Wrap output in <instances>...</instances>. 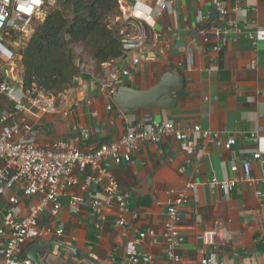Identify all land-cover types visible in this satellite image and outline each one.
<instances>
[{
    "label": "crops",
    "instance_id": "crops-1",
    "mask_svg": "<svg viewBox=\"0 0 264 264\" xmlns=\"http://www.w3.org/2000/svg\"><path fill=\"white\" fill-rule=\"evenodd\" d=\"M118 1L122 13L133 3V0ZM141 2L154 14L155 0ZM235 15L242 26L253 31L256 45H251L242 33L236 42L224 41L213 52L214 41L204 44L195 32L216 20L210 1L178 0L172 12L164 11L147 20L148 38L139 53L138 64L132 65V56L125 54L99 66L91 60L80 65L75 84L63 93L68 103L63 106L57 102L60 108L70 109L67 116L33 109L19 112L4 122L0 120V130L14 121L27 125L17 135H32L42 146L58 139L71 141L82 149L99 146L118 140L134 122L147 123L152 118L173 120L181 126L198 123L202 129L218 131L224 138L236 140L226 150L217 148L208 138L194 140L189 135L176 140L166 136L153 145L141 144L124 165L105 159L102 165L129 193L124 223L115 224L118 210L112 208L107 211L101 230L94 228L89 195L98 192L100 185L81 193L85 200L77 210L69 209L67 197H62L59 213L55 217L48 211L41 213L37 226L29 231L19 252L20 264H34L27 255L36 245L35 258L39 264H126L130 255H150L157 264H169L162 237L168 191L177 192L189 182H194L196 189L189 192L181 208L184 216L178 226L184 240L177 250L180 261L175 264H200L202 258L209 257H213L215 264H264L261 179L264 158L263 163L253 158L257 148L264 154V0H242ZM126 28L135 32L136 22H127ZM189 52L193 55L187 67ZM251 61L255 62L254 69L248 66ZM123 68H128L129 74L121 77V85L136 90L150 89L164 77L166 87L173 89L172 106L125 113L114 95L106 97L100 84L115 69ZM21 70V66L16 70L12 65L0 67L11 82H20ZM109 103L111 108L107 110ZM11 110V101L0 95V118ZM80 128L89 130L88 139H76ZM251 134L261 138L258 143L250 138ZM243 159L251 162L254 182L239 180L228 196L219 189L208 188L213 175L218 179L232 178L235 174L229 169L230 163ZM10 195L18 196L21 213H26L28 205L37 201L35 197L21 195L19 188L8 190L1 200L0 222ZM46 226L51 231L40 234ZM58 227L63 229L61 235L54 232ZM149 229L155 235L147 236L140 246H135L138 232ZM6 239V234L0 235V264H4L1 250Z\"/></svg>",
    "mask_w": 264,
    "mask_h": 264
},
{
    "label": "built area",
    "instance_id": "built-area-1",
    "mask_svg": "<svg viewBox=\"0 0 264 264\" xmlns=\"http://www.w3.org/2000/svg\"><path fill=\"white\" fill-rule=\"evenodd\" d=\"M176 1L178 0H155L156 10L154 14H150V10L141 0H133L128 9L121 12L120 19L123 26L120 29V44L124 55L132 56V65L139 63V53L143 50L148 38L147 20L159 17L164 11L172 12ZM209 1L215 12L216 20L195 30L204 44L213 40L211 50L217 52L220 43L236 42L239 36L245 33L251 45H256L253 31L242 26L235 15L240 10L242 0ZM55 4L56 0H40L39 4L33 3L32 0H0V67L5 69L7 65L15 67V60L20 58L18 52L21 43L31 31L26 27L34 20L41 19ZM21 6L26 10L22 11ZM140 6L144 8L140 9ZM132 20L136 22L135 32H130L126 28L127 22ZM14 35L15 38H13ZM192 55V52H189L186 58L187 67L191 65ZM248 66L254 69L255 62L251 61ZM3 72L0 71V95L11 101L12 110L4 112L0 118L1 121L4 122L24 110L33 109L39 112L61 113L63 116L69 114L70 109L67 106L60 108L57 104L58 100L63 106L68 103L64 92L54 97L36 87L24 90L19 81H9ZM128 74V68L115 69L107 79L101 81L100 84L105 88L106 97L110 99L114 95L117 87L122 83L121 77ZM110 108L109 103L106 109ZM22 128L26 129L27 125H20L14 121L0 130V160L3 162L0 167V204L8 190L18 188L21 189V195L26 198L35 197L37 201L28 205L26 213H21L18 196H7V206L4 208L0 222V235L6 234L7 236L1 250L4 264H20V249L26 242L29 231L37 226L41 213L48 211L51 216L55 217L61 209L62 197H67L69 209L77 210L79 204L85 200L81 193L89 192L93 186H101L98 192L89 195L94 228L101 230L107 211L112 208L118 210L115 224L121 226L124 223L123 215L129 211V193L122 190L118 180L108 168L102 165L105 159H111L116 165H124L131 160L133 152L141 144L153 145L166 136H173L176 140L185 139L189 135H192L194 140L199 137L208 138L217 148L226 150L236 142L234 138H224L218 131L202 129L198 123L181 126L173 120L160 121L156 118H152L147 123L134 122L116 141L83 149L75 146L71 141L61 139L55 140L49 146L39 145L32 135L18 136ZM77 134V140L89 138V130L86 128H80ZM250 138L256 143L261 139L255 134H251ZM262 153L257 148L253 158L263 163ZM229 169L235 174L232 178L218 179L213 175L208 188L219 189L228 196L239 180L249 184L254 182L249 159H243L239 163L231 162ZM238 172L240 174L236 175ZM261 179L264 181V170ZM195 189L196 184L189 182L177 192L168 191L170 197L165 212L162 237L164 255L169 264L180 261L177 250L184 236L178 222L184 216L181 208L187 202L189 192H195ZM50 231L51 229L46 226L39 233L46 234ZM54 232L61 235L63 229L58 227ZM154 235L153 229L139 231L134 238V245L140 246L144 238ZM126 264L157 263L150 255L144 257L130 255ZM200 264H215V261L213 257L202 258Z\"/></svg>",
    "mask_w": 264,
    "mask_h": 264
},
{
    "label": "trees",
    "instance_id": "trees-1",
    "mask_svg": "<svg viewBox=\"0 0 264 264\" xmlns=\"http://www.w3.org/2000/svg\"><path fill=\"white\" fill-rule=\"evenodd\" d=\"M120 16L118 0H56L21 43L20 86L57 97L75 84L82 63L99 66L123 56Z\"/></svg>",
    "mask_w": 264,
    "mask_h": 264
},
{
    "label": "water",
    "instance_id": "water-1",
    "mask_svg": "<svg viewBox=\"0 0 264 264\" xmlns=\"http://www.w3.org/2000/svg\"><path fill=\"white\" fill-rule=\"evenodd\" d=\"M173 89L166 87L164 77L161 78L158 84L147 90H136L127 85H121L114 93L115 101L125 113H133L136 109L142 108H170L173 104L172 91ZM264 158V154L262 155ZM38 245L32 247L28 252V258L34 263L39 264L35 258V252Z\"/></svg>",
    "mask_w": 264,
    "mask_h": 264
},
{
    "label": "rangeland",
    "instance_id": "rangeland-1",
    "mask_svg": "<svg viewBox=\"0 0 264 264\" xmlns=\"http://www.w3.org/2000/svg\"><path fill=\"white\" fill-rule=\"evenodd\" d=\"M32 25H33V22H32L31 24H29V25L26 27V29H27V30L31 29V28H32ZM74 49H75L76 52H80V50H81V48H80L79 46H75ZM14 63H15V70H16L17 67H19V65H18V60L16 59Z\"/></svg>",
    "mask_w": 264,
    "mask_h": 264
},
{
    "label": "snow or ice",
    "instance_id": "snow-or-ice-1",
    "mask_svg": "<svg viewBox=\"0 0 264 264\" xmlns=\"http://www.w3.org/2000/svg\"><path fill=\"white\" fill-rule=\"evenodd\" d=\"M32 2L35 3V4H39L40 0H32ZM21 10L23 11V10H26V9H24L23 6H21ZM27 10L30 11V9H27Z\"/></svg>",
    "mask_w": 264,
    "mask_h": 264
}]
</instances>
